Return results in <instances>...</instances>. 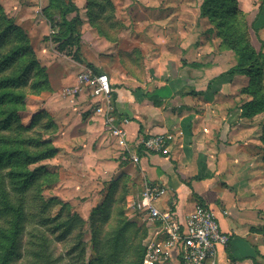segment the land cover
I'll use <instances>...</instances> for the list:
<instances>
[{
  "label": "crops",
  "instance_id": "obj_1",
  "mask_svg": "<svg viewBox=\"0 0 264 264\" xmlns=\"http://www.w3.org/2000/svg\"><path fill=\"white\" fill-rule=\"evenodd\" d=\"M46 2L49 4V0ZM73 2L84 25L83 45L89 59L84 65L71 62L107 74L120 122L124 118L129 120V124H123L127 133L125 147L119 145L101 116L92 114L84 122V139L86 136L89 145L98 144L100 168L114 166L116 171H127L138 182L145 179L164 186L167 196L162 206L174 201V211L182 220L199 203L211 208L221 231L231 237L229 246L219 249L220 264H264V113L252 119L241 118V107L252 99L243 93L250 84L248 77L237 75L216 81L236 65L234 52L222 50L219 43L212 63L188 58L212 49L199 40L203 35L198 32L185 31L184 27L171 29L172 23H181L187 17L182 11L191 7L188 0L179 1L177 15L169 10L150 18L164 25L171 23L167 30L165 26L162 29L153 25L142 35L153 40L151 51L141 48L140 35L135 34V50L122 53V43L115 40L125 38V32L115 31L112 38V34H98L85 22L87 10ZM110 2L109 6L116 9L125 3ZM255 2V14L260 11L255 24L260 48L252 43L264 54V0ZM132 3L130 0L128 5ZM171 3L172 0L163 1L167 9ZM253 8L242 10L248 13L250 23L256 18L252 17ZM116 9L107 18L109 23L120 20L114 16ZM45 45L41 54L37 51L40 63L49 70L53 61L51 69L59 73L62 83L70 63L65 66L61 55L57 59V52L48 53ZM44 55L51 58L44 59ZM221 58H231L233 62L221 68ZM261 85L264 93V78ZM163 133L172 139L162 153L149 155L139 146L144 138ZM130 158L137 159V166ZM141 190L142 187L137 193Z\"/></svg>",
  "mask_w": 264,
  "mask_h": 264
},
{
  "label": "rangeland",
  "instance_id": "obj_2",
  "mask_svg": "<svg viewBox=\"0 0 264 264\" xmlns=\"http://www.w3.org/2000/svg\"><path fill=\"white\" fill-rule=\"evenodd\" d=\"M107 1L99 0V3L97 0L98 6L94 8L96 13L93 15L97 26L92 27L100 35L112 34L111 38L115 31L125 32V38L115 40L123 45L121 53L135 50L133 46L138 44L137 40H132L135 34L140 35L138 41L141 48L151 51L153 40L142 35H146L153 25L162 29L165 26L164 30L172 25V30L184 27L185 31L200 33L203 38L199 40L212 48L208 50L209 53L201 56H188L190 60L213 62L212 55L217 52L221 39L217 35L215 24L201 15L200 5L203 0H188L192 8L182 11L187 17L181 23H170L171 25L156 23L150 21V18L160 17L169 10L173 15L179 14L180 0H172L169 9L163 4L164 0H132L131 5H128L130 0H124V6L117 9L109 4L104 7ZM255 1L257 0H237V9L242 11L253 6L254 17L258 5ZM75 2L88 12L87 0ZM0 6L16 29L10 46H15L20 42L21 35L24 36L48 82L47 88L39 91L35 87L37 71L34 69L28 75L27 84L15 89L25 95V108L19 112L22 123L28 126L34 118H40L33 133L30 132L27 136L45 142L43 149L57 150L55 156L27 167L30 172L36 171V178L26 191L24 199V212L28 221L23 225L18 238L16 255L8 264H141V260L144 264L146 249L154 231L135 221L129 204L137 196L138 190L143 188L145 179L138 182L127 171L120 173L114 166L101 169L97 162L98 144L89 145L86 136L84 139V122L94 114V109L88 92L77 89L79 75L85 70H92L80 66L89 59L87 48L83 45V23L81 52L75 53L74 45L65 47L61 52L55 35L50 34L51 27L59 26L61 13L57 9L48 8L46 0H0ZM115 9L114 16H119L120 20L109 23L107 18L112 16ZM87 18L85 22L89 24L91 16L87 15ZM251 36L254 45L260 48L258 34L251 30ZM131 40L135 42L133 45H130ZM44 44L48 53L57 52V59L61 55L62 60L66 61L65 66L70 63L68 76L62 83L59 81V73L51 69L53 61L50 62L49 70L40 63L37 51L41 54ZM43 58L51 57L44 55ZM28 61L29 57L22 58L19 66L22 67ZM180 62L183 63V60ZM232 62L231 58H221V68H227L228 66L223 65L230 66ZM130 161L133 166H137L136 160L130 158ZM106 176L109 177L108 180L105 179ZM18 198L19 196L14 197L15 200ZM70 226L71 231L67 235L65 231ZM0 230V246H5L4 236L12 229L1 221ZM3 254L4 251L0 248V262ZM142 256L143 259H140Z\"/></svg>",
  "mask_w": 264,
  "mask_h": 264
},
{
  "label": "trees",
  "instance_id": "obj_3",
  "mask_svg": "<svg viewBox=\"0 0 264 264\" xmlns=\"http://www.w3.org/2000/svg\"><path fill=\"white\" fill-rule=\"evenodd\" d=\"M73 1L49 0L48 8L57 9L61 13L59 30L55 34V40L60 44L59 51L63 52L65 47L74 45L75 53L79 54L82 50L83 22ZM98 2L87 0V14L91 16L90 23L93 26H97L93 15ZM106 4L110 2L107 1L104 7ZM3 13L0 6V222L9 225L12 231L6 232V244L0 246L4 251L0 264H8L16 255L18 238L23 231V225L28 221L24 212V199L26 191L36 178V171L30 172L27 167L55 156L57 150L43 149L45 142L27 136L28 133H33L40 118H34L28 126L22 123L19 112L25 108V95L15 89L27 84L28 75L34 69L37 71L35 87L39 91L47 88L48 82L24 36L21 35L20 42L15 46H10L16 29ZM71 15L74 16L70 18ZM201 15L215 24L217 35L221 39V49L232 51L236 56V65L221 74L216 81H224L237 75L248 77L250 84L243 89V93L250 95L252 99L241 107V118L252 119L264 113V93L261 85L264 78V54L254 47L251 36V30L258 34L255 24L260 17V11L250 24L249 16L237 9V0H203ZM17 31L20 33L18 29ZM24 57H29V61L20 67L19 63ZM15 196H19L18 200L14 199ZM70 231L71 226L65 232L68 235Z\"/></svg>",
  "mask_w": 264,
  "mask_h": 264
},
{
  "label": "built area",
  "instance_id": "obj_4",
  "mask_svg": "<svg viewBox=\"0 0 264 264\" xmlns=\"http://www.w3.org/2000/svg\"><path fill=\"white\" fill-rule=\"evenodd\" d=\"M51 27L50 34L58 32ZM77 89L88 92L94 114L101 116L120 146H126L128 119L119 118L113 102L111 80L105 73L83 71L78 78ZM172 136L163 133L144 138L142 146L146 154L162 153ZM137 160V159H136ZM167 189L157 183L145 181L141 192L131 200L129 208L135 221L154 231L144 258V264H220L219 249L227 248L231 237L223 233L215 212L204 204H197L185 220L174 211V201L162 206Z\"/></svg>",
  "mask_w": 264,
  "mask_h": 264
}]
</instances>
